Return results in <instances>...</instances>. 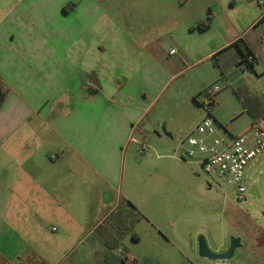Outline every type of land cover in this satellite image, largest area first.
I'll use <instances>...</instances> for the list:
<instances>
[{
    "label": "crops",
    "instance_id": "0c3cea01",
    "mask_svg": "<svg viewBox=\"0 0 264 264\" xmlns=\"http://www.w3.org/2000/svg\"><path fill=\"white\" fill-rule=\"evenodd\" d=\"M216 1L202 20L192 0H0V264L119 259L116 249L144 218L120 208L141 178L129 150L153 136L143 125L155 99L147 104V95L188 54L196 62L231 48L241 54L243 39L254 63L264 55L263 10L245 32L231 24L234 35L205 37ZM113 6L131 12L122 13L128 28ZM247 111L251 122L264 115ZM116 219L127 229L117 235L108 228Z\"/></svg>",
    "mask_w": 264,
    "mask_h": 264
},
{
    "label": "rangeland",
    "instance_id": "374dc122",
    "mask_svg": "<svg viewBox=\"0 0 264 264\" xmlns=\"http://www.w3.org/2000/svg\"><path fill=\"white\" fill-rule=\"evenodd\" d=\"M113 1L136 5L138 0ZM192 2L193 16L208 18V0ZM215 10L210 14L214 28L206 32L207 38L218 32L234 35L231 24L237 32H245L262 15L254 0H217ZM112 12L119 14L123 24L122 13L128 12L114 6ZM128 17H132L130 11ZM135 20L136 17L131 22ZM133 24L138 28L136 21ZM124 26L128 28L125 23ZM259 32L250 30L243 38L255 43ZM183 40L192 47L190 40ZM166 46L169 52L170 45ZM199 59L196 55L183 56L176 75H165L147 95V104L155 97L143 123L153 135L147 142L151 150L140 154L138 147L133 146L128 156V164H135L141 172L140 184L131 189L129 201L144 218L131 225L129 235L115 253H130L137 260L135 264H264V154L247 170L248 191L241 197L232 188L210 185L195 162L174 156L178 141L205 118L206 111L201 106L204 91L214 86L220 88L212 108L215 122L227 126L234 135L249 129L247 109L264 112V55L252 67L234 48L196 62ZM253 186L257 187L255 194L250 193ZM123 205L120 209L125 208ZM114 226L111 228L108 223L116 235L127 230L117 219ZM134 233L139 241L133 240ZM233 236L242 239L244 245L236 249L231 259L212 261L199 256L200 237L212 252L220 253Z\"/></svg>",
    "mask_w": 264,
    "mask_h": 264
},
{
    "label": "built area",
    "instance_id": "2783aa9c",
    "mask_svg": "<svg viewBox=\"0 0 264 264\" xmlns=\"http://www.w3.org/2000/svg\"><path fill=\"white\" fill-rule=\"evenodd\" d=\"M255 2L264 11V0ZM249 61H252V57ZM219 91L218 86L204 91L202 106L206 116L178 141L174 156L180 155L179 158L184 161L195 162L209 179L210 185L232 188L241 197L248 191L246 173L250 164L264 154V115L253 119L246 132L232 134L227 126L218 125L212 117V108L216 104L215 95ZM148 139L146 136L144 141L138 143L140 154L151 150ZM118 258L125 264L137 262L130 253H120Z\"/></svg>",
    "mask_w": 264,
    "mask_h": 264
},
{
    "label": "trees",
    "instance_id": "16d2710c",
    "mask_svg": "<svg viewBox=\"0 0 264 264\" xmlns=\"http://www.w3.org/2000/svg\"><path fill=\"white\" fill-rule=\"evenodd\" d=\"M235 46H237L238 49L240 50L242 59L244 61H246L252 67V65L255 62L254 61V55H253L252 51L250 50V48L248 47V45L245 43V41L243 39H239V40L236 41ZM250 57H252V61H249ZM6 93H7V88L4 85L1 84L0 85V107H1V105L3 104V102L5 100ZM125 208L129 209V213L131 215L135 214L136 216L141 217V215L138 214L136 207L131 202L126 201ZM119 223H121V222L119 221ZM132 237L136 238L137 235L133 234ZM104 244H105L104 246L106 247V250H109V249L112 250L113 248H115L111 244L109 239ZM110 262H111V264H125V262L123 260H121L120 258L116 259V258L111 257L110 255H105L103 257V259H102V262H100V264H110Z\"/></svg>",
    "mask_w": 264,
    "mask_h": 264
},
{
    "label": "water",
    "instance_id": "95a60500",
    "mask_svg": "<svg viewBox=\"0 0 264 264\" xmlns=\"http://www.w3.org/2000/svg\"><path fill=\"white\" fill-rule=\"evenodd\" d=\"M256 188L255 187H251L250 189V193H253V191H255ZM241 247V239L239 237H232L230 240V245L229 248L223 252V253H214L212 252L205 239L203 237L199 238L198 241V253L199 256L202 258H207L209 260L212 261H216V260H229L234 256L235 250L237 248Z\"/></svg>",
    "mask_w": 264,
    "mask_h": 264
}]
</instances>
